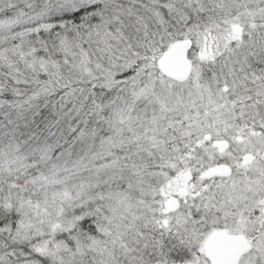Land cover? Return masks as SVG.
Returning <instances> with one entry per match:
<instances>
[{"label": "snow or ice", "instance_id": "1", "mask_svg": "<svg viewBox=\"0 0 264 264\" xmlns=\"http://www.w3.org/2000/svg\"><path fill=\"white\" fill-rule=\"evenodd\" d=\"M0 264H264V0H0Z\"/></svg>", "mask_w": 264, "mask_h": 264}]
</instances>
